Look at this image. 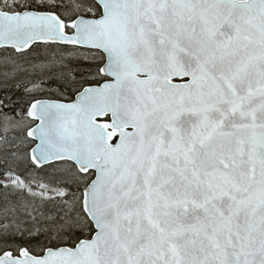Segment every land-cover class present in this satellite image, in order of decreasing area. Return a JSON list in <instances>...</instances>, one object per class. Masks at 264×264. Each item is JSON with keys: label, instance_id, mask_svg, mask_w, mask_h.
I'll list each match as a JSON object with an SVG mask.
<instances>
[{"label": "snow or ice", "instance_id": "obj_1", "mask_svg": "<svg viewBox=\"0 0 264 264\" xmlns=\"http://www.w3.org/2000/svg\"><path fill=\"white\" fill-rule=\"evenodd\" d=\"M0 264H264V0H0Z\"/></svg>", "mask_w": 264, "mask_h": 264}]
</instances>
